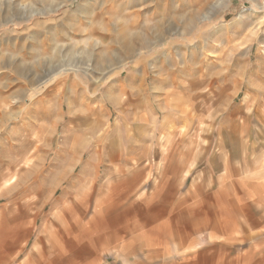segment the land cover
<instances>
[{"label": "rangeland", "instance_id": "obj_1", "mask_svg": "<svg viewBox=\"0 0 264 264\" xmlns=\"http://www.w3.org/2000/svg\"><path fill=\"white\" fill-rule=\"evenodd\" d=\"M0 264H264V0H0Z\"/></svg>", "mask_w": 264, "mask_h": 264}, {"label": "crops", "instance_id": "obj_2", "mask_svg": "<svg viewBox=\"0 0 264 264\" xmlns=\"http://www.w3.org/2000/svg\"><path fill=\"white\" fill-rule=\"evenodd\" d=\"M220 110H221L222 112H224V111H226L227 109L224 110V109L221 108ZM230 110H231V109H230ZM228 112H229V111H228ZM228 112H227V113H228ZM231 112H233V111L231 110ZM101 244H102V245H106L104 242H102Z\"/></svg>", "mask_w": 264, "mask_h": 264}, {"label": "bare ground", "instance_id": "obj_3", "mask_svg": "<svg viewBox=\"0 0 264 264\" xmlns=\"http://www.w3.org/2000/svg\"><path fill=\"white\" fill-rule=\"evenodd\" d=\"M198 12V11H197ZM123 41V40H122ZM100 81V80H99Z\"/></svg>", "mask_w": 264, "mask_h": 264}]
</instances>
